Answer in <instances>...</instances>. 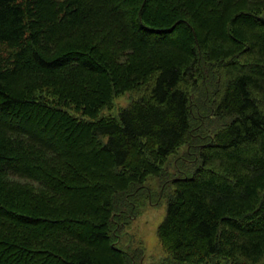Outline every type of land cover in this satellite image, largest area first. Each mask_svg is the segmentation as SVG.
<instances>
[{
  "label": "trees",
  "instance_id": "1",
  "mask_svg": "<svg viewBox=\"0 0 264 264\" xmlns=\"http://www.w3.org/2000/svg\"><path fill=\"white\" fill-rule=\"evenodd\" d=\"M184 145L159 264H264V0H0V264H134L126 197Z\"/></svg>",
  "mask_w": 264,
  "mask_h": 264
},
{
  "label": "rangeland",
  "instance_id": "2",
  "mask_svg": "<svg viewBox=\"0 0 264 264\" xmlns=\"http://www.w3.org/2000/svg\"><path fill=\"white\" fill-rule=\"evenodd\" d=\"M131 98L129 92L115 97L113 106L101 110L100 115L117 116L118 109L126 106ZM187 150L186 145L179 147L168 157L160 175H149L143 187L126 197L122 207L124 217L117 230V245L134 257V264H159L169 257L158 240L157 226L165 216L168 191L173 187L170 179L182 176L193 167L192 156Z\"/></svg>",
  "mask_w": 264,
  "mask_h": 264
}]
</instances>
